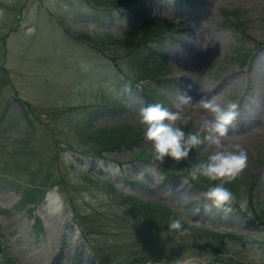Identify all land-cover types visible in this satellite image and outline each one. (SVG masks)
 I'll list each match as a JSON object with an SVG mask.
<instances>
[{"label":"rangeland","instance_id":"374dc122","mask_svg":"<svg viewBox=\"0 0 264 264\" xmlns=\"http://www.w3.org/2000/svg\"><path fill=\"white\" fill-rule=\"evenodd\" d=\"M144 10L142 19L175 25L161 38L168 89L159 77L142 78L143 89L132 82L130 50L115 40L135 32L142 19L134 12L90 0H0V264H264V0H147ZM204 29L214 37H199ZM182 93L239 105L223 143L240 145L248 164L230 212L212 206L204 193L213 184L197 186L187 164L214 147L159 165L144 138L140 110L158 103L176 111ZM116 97L125 109L106 110ZM181 115L186 133L212 118L191 106ZM122 127L136 129L135 144L91 136ZM27 187L40 203L21 201ZM130 195L168 208L186 234L135 217ZM36 216L44 231L33 229Z\"/></svg>","mask_w":264,"mask_h":264},{"label":"clouds","instance_id":"9594fccd","mask_svg":"<svg viewBox=\"0 0 264 264\" xmlns=\"http://www.w3.org/2000/svg\"><path fill=\"white\" fill-rule=\"evenodd\" d=\"M186 106L195 109H202L210 113L212 118H203L198 125L196 132L186 133L179 126L177 121L187 118L182 117ZM174 107L176 111H171L161 104H152L140 110V123L146 126L145 140L151 141L154 145L152 153L155 161L162 165L166 158H172L176 163H180L189 158L192 149L207 143L209 147H214L213 153L207 161L195 165L190 173L193 180L200 177L207 178L219 183L210 187L205 193V197L211 201L212 206L225 213L231 211V205L236 201L235 194L225 185L236 180L248 164L247 152L240 145H233L226 148L223 141L229 134V128L239 116V105L229 103L222 107L213 99L201 97L194 101L191 95L182 93L179 95ZM203 133V135H201ZM234 149V150H233ZM116 171H119L118 167ZM153 178H156V169H152ZM47 199L52 205H58L60 197L54 192L49 193ZM210 211V208L205 209ZM59 211V207L55 208ZM169 230L186 234L181 219H172L168 225ZM79 235V229L76 230Z\"/></svg>","mask_w":264,"mask_h":264},{"label":"trees","instance_id":"16d2710c","mask_svg":"<svg viewBox=\"0 0 264 264\" xmlns=\"http://www.w3.org/2000/svg\"><path fill=\"white\" fill-rule=\"evenodd\" d=\"M91 2H94L97 4V6L104 5L105 7H108L111 11H117L121 10V8H124L128 11L134 12L139 17L143 18L144 15V7L145 2L147 0H90ZM175 25H167L163 23L160 19H142L141 22L138 24L135 32H130L125 39L121 40H115V42L122 47H125L129 49V57H130V67L131 72L133 75H136L134 77L135 83L138 84L139 81L142 80V78H153L157 79L160 77L163 80V84L161 85L162 88L168 87L167 82L168 80L164 79V77L167 75L165 72H163L162 67V57H161V50L163 48V44L165 41L161 40V38L165 39L167 38V35H171L172 30H174ZM82 37L87 38L85 34H81ZM109 37V35L107 36ZM145 47V49H144ZM149 48V49H147ZM133 79V78H131ZM119 85V83H118ZM120 87V86H119ZM122 90V87H120ZM145 92L148 94V92L145 90ZM118 93V92H117ZM152 94L151 91H149V95ZM156 101L163 102V100L157 99L155 96L153 98ZM115 104L113 105L108 102L106 110H110V112H121L125 109V105L121 103V101H118L119 98L116 97ZM107 102V101H105ZM105 111V110H104ZM87 127H91L92 120H87ZM85 128H81L79 130L80 133H83ZM99 130V132H98ZM93 132H91V136H95L99 138L102 136L104 145L108 146H123V145H133L136 143V139L139 137L138 132L135 128L132 127H122L119 130L113 129V130H103L98 129ZM107 131V132H105ZM188 131V130H187ZM109 132V134H107ZM85 134V133H83ZM146 149H143L141 153L142 158L151 159L150 154L146 155ZM207 159H201L196 154H192L190 161H188V166L193 169V167L201 162H205ZM187 162V160H186ZM172 171H176V166L173 168H170ZM179 169V168H177ZM88 179V178H87ZM197 186L204 187L207 184L212 183L214 186L215 184L219 183V181H211L207 178L200 177L198 180H195ZM60 183V181H58ZM111 184H108L110 186ZM113 186V185H111ZM211 186V187H212ZM226 187H228L232 192L236 189L237 182L234 180L230 184H226ZM209 188H206L208 190ZM38 189H34L32 187H27L24 190V194L22 196V202L28 203L37 201V203H40L43 199L42 196L40 198H36V193ZM130 209L132 210V213L135 217L142 219L148 224L152 225H162L161 229L168 228V225L172 219L174 218V214L165 207L157 206L156 204L143 202L137 198H135L133 195H130ZM0 210L3 212H6V209H2L0 207ZM258 214L262 213L261 211L257 212ZM41 226V220L39 217L36 216L35 221L33 223V229L39 228L40 230H43V228H40ZM184 229H187L188 227L186 225H183ZM213 236H216L218 233L209 231ZM0 250H1V244H0ZM100 250L97 249L96 252H99ZM219 251V250H218ZM229 261L231 264H239L235 263L233 258H229ZM136 262H140L138 260H131L129 264H134ZM105 263V262H102Z\"/></svg>","mask_w":264,"mask_h":264},{"label":"bare ground","instance_id":"6f19581e","mask_svg":"<svg viewBox=\"0 0 264 264\" xmlns=\"http://www.w3.org/2000/svg\"><path fill=\"white\" fill-rule=\"evenodd\" d=\"M205 36H207V37H214V35L209 31V30H206L205 31V29H204V32H201V34L199 35V37H204L205 38ZM193 53H194V55H199V56H201L200 57V60H199V63L200 62H204L205 60H206V55L205 54H201V53H199V48L198 47H195V48H193ZM193 84V83H192ZM190 89H191V87H190ZM189 91V90H188ZM210 92V95H211V92L213 93L214 92V90H211V91H209ZM207 94H209L208 92H207ZM262 104L264 105V100H262ZM263 107V106H262ZM199 110V112H200V115H205L206 113H205V111L204 110H202V109H198ZM260 132H263V130H262V128H259L258 130H255L254 131V134L255 133H260Z\"/></svg>","mask_w":264,"mask_h":264}]
</instances>
